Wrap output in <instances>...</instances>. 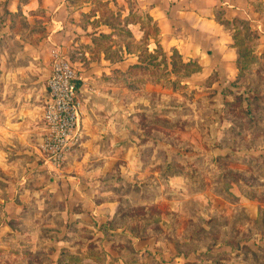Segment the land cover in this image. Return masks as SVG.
I'll list each match as a JSON object with an SVG mask.
<instances>
[{"label":"rangeland","instance_id":"obj_1","mask_svg":"<svg viewBox=\"0 0 264 264\" xmlns=\"http://www.w3.org/2000/svg\"><path fill=\"white\" fill-rule=\"evenodd\" d=\"M130 4L135 8L134 0ZM97 8L103 19L115 24L102 3ZM3 22L0 16V29ZM120 40L149 58L145 43H135L134 35L122 34ZM252 48L253 42L241 44L247 56L240 78L233 82L211 77L188 83L191 67H183L175 57L176 73L169 79L158 71L159 82L153 83L141 71L142 81H127V93L121 91L122 101L128 103L129 153L127 160L121 155L106 178L103 191L109 195L97 201L113 199L121 209L126 205L117 222L137 230L143 227L152 239L159 237L170 263L264 264V60L249 53ZM112 82L125 84L118 77ZM3 178L0 172V183ZM25 203L21 227L24 235L28 233L26 241L33 242L32 251L42 238L55 239L43 242L48 247L38 250L40 256L24 259L0 253V264H57L65 252L86 257L74 264H98L104 259L96 253L102 250L107 262L118 256L113 240L98 230L110 221L75 222L53 213L59 205L39 210L35 200ZM83 209L77 206L74 211ZM2 211L0 206V251L9 252V245L2 244L9 233Z\"/></svg>","mask_w":264,"mask_h":264},{"label":"crops","instance_id":"obj_2","mask_svg":"<svg viewBox=\"0 0 264 264\" xmlns=\"http://www.w3.org/2000/svg\"><path fill=\"white\" fill-rule=\"evenodd\" d=\"M2 1L0 16L6 12L0 29L2 215L9 221L18 220L25 202L35 200L39 210L59 205L51 210L62 219H93L99 224L111 221L119 209L118 202L97 199L109 195L103 188L116 161L122 154L127 160L128 103L122 101L121 91L123 95L128 91L127 71L141 62L140 52L129 53L114 30L99 22L100 12L87 17L95 9L92 0L79 4L71 0H0V4ZM104 2L123 18L131 11L151 16L159 33L150 36L147 45L139 23L124 27L134 35V42L146 45L150 53L159 44L167 55L177 51L184 62H197L202 70L189 77L188 83L211 77L237 80L240 48L235 45L236 33H250L248 38L245 33L239 36L245 45L253 42L252 53L264 60V0H134L133 9L127 0ZM101 33L113 34L109 44L119 50V59L112 61L96 47L94 37ZM58 50L71 60L80 76L83 139L57 168L45 163L40 147L46 133L44 106L52 54ZM117 77L125 84L115 85L112 81ZM77 206L83 211H74ZM4 227L17 240L28 234L14 231L8 224ZM133 243L142 252L155 253L162 247L157 258L173 264L171 257L166 258L164 243L152 238L133 239Z\"/></svg>","mask_w":264,"mask_h":264},{"label":"trees","instance_id":"obj_3","mask_svg":"<svg viewBox=\"0 0 264 264\" xmlns=\"http://www.w3.org/2000/svg\"><path fill=\"white\" fill-rule=\"evenodd\" d=\"M93 3L95 4V9H93L91 11L90 14H88V18L94 17L96 15V12H100V19L99 22H102L105 25H108L109 27H111L114 30V34H117L119 37L122 34H128L131 38L133 37L132 33L130 32L129 29H126L124 26H128L129 24H136L139 23L141 25V27L144 29V35H143V39L142 41L147 45L148 40L150 38V36L153 37H157L158 33H159V29L157 27V25L153 22V19L151 18V16H149L148 14H144V15H139V14H135V13H131L122 18V14L120 12H115L113 9H111L109 7V3L108 2H104V0H92ZM129 3V7L132 8V5L130 4V0H127ZM73 2V1H72ZM103 4L106 7L107 12L111 15V17L113 18V22H115V24L111 23L110 21H108V19H103L104 14L100 11L99 8H97V4ZM6 14V12L4 13V15ZM3 15V16H4ZM2 18V16H1ZM122 19V20H121ZM123 23L124 24V28L118 26V23ZM226 22V21H224ZM227 23V22H226ZM242 23V22H240ZM93 24H95L93 22ZM150 25H152V30L149 31V27ZM242 32H240L241 34ZM245 33V32H244ZM242 33V34H244ZM239 33H236L234 35V39H235V45L238 46L239 48H241V44L243 43L244 38L240 37ZM112 36L113 34H103L101 33L99 36H95L94 37V41H95V45L98 48H101L105 51L107 58L111 59L112 61L116 60L117 58L119 59V50H114L113 46L109 44L110 41H112ZM246 38L250 37V33H245ZM119 42H121L122 44H126V48L127 51L129 53H131L132 51H135L137 49H133L131 46V43L125 40H120ZM147 49V48H145ZM148 50V49H147ZM140 52V57H141V62L137 65H133L131 66L128 71H127V81H129V83H132L131 81H134L135 79L137 81H142L139 78V72L142 71V73H146L148 74V76L150 77V81L153 83H158L159 82V72L163 71V75L168 76L170 74L176 73V69H175V62H174V58L177 57L180 61V63H182L183 67H187L190 68V70H188L187 75L186 76H192L196 73H199L202 70V67L197 63V62H184L181 58V56L178 54L177 51L173 52V56H168L160 47V45L158 44L157 49L153 52V53H149V58L144 59L141 56V50H137ZM249 53H252L251 50H249ZM247 55H244V53L241 51H239V68H240V75L238 78H240L241 73H242V64H243V58H245ZM161 57V59H160ZM254 57V56H253ZM256 59V58H255ZM251 65L248 67L252 66V63H250ZM169 65L172 66V69L170 70ZM159 71V72H158ZM237 78V79H238ZM137 81H134L135 83ZM77 88H80L81 86V82L78 81L76 83ZM170 166V165H169ZM200 181V180H199ZM129 206V205H128ZM131 208V207H130ZM129 208V209H130ZM125 210H127L126 205L119 207L117 214L115 215V217L107 224H102L99 226L98 230L101 231L104 235V238H106L107 240H113V248L115 249V251L117 252L118 256L117 257H110V261L107 262L106 261V257H107V252L104 250L100 251V253H96L97 257H100V259H104L102 260V262H98V264H169L165 261H160L157 258V253L159 252V249L157 248V251L155 253L146 250L145 252H142L140 250H137L134 243H133V239H141V240H148L153 238L152 235H146L145 229L139 228L138 230L136 228H133L131 226H129L128 224H122L121 222H117V220H121V218L123 217L122 214L125 213ZM24 215L22 214L21 217L18 218V220H11L8 222V225L11 227V229H13L14 231H19L21 233L24 234V229L23 227H21V224L24 222ZM19 224V225H18ZM42 229H47V227L42 228ZM118 229H122L121 232H117ZM58 231V230H57ZM116 231V232H115ZM47 232V231H45ZM27 233V232H26ZM10 239H13L12 241H7ZM45 238H42L40 240V243H38V246L35 248L36 250L32 251V243L29 241H26L27 239H16V236L12 233H8L5 236L2 237V244H7L9 245V247L11 248V251H0V253L6 254V255H16V256H22L27 257L30 256L32 257L34 256H40L43 254H40V252H38L39 249L42 248H46L48 246H44L43 242L45 241H52L55 239V237H51L48 240H43ZM159 237L156 238V240L158 241ZM173 241V243L176 245V239L171 240ZM121 243V246L118 247V243ZM51 248V247H50ZM51 252H54V250H51ZM45 255V254H44ZM186 256V254H184ZM64 256V258H63ZM105 256V258H104ZM86 257H82L80 255L77 254H71L69 252H65L63 253L62 257L57 261V264H64V262L66 261L67 264H74L76 262H82ZM108 258V257H107ZM197 259H199V263L201 262L200 258L197 257ZM43 262V261H42ZM33 262L30 264H43L46 262ZM185 264H189L188 262ZM191 264H197L196 262L191 263Z\"/></svg>","mask_w":264,"mask_h":264},{"label":"built area","instance_id":"obj_4","mask_svg":"<svg viewBox=\"0 0 264 264\" xmlns=\"http://www.w3.org/2000/svg\"><path fill=\"white\" fill-rule=\"evenodd\" d=\"M80 76L71 60L60 50L52 54V75L44 106L46 133L40 151L46 164L61 167L81 145L82 100L76 83Z\"/></svg>","mask_w":264,"mask_h":264}]
</instances>
